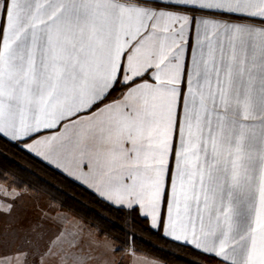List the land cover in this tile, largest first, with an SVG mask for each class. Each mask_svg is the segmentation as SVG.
Segmentation results:
<instances>
[{
    "label": "snow or ice",
    "instance_id": "snow-or-ice-1",
    "mask_svg": "<svg viewBox=\"0 0 264 264\" xmlns=\"http://www.w3.org/2000/svg\"><path fill=\"white\" fill-rule=\"evenodd\" d=\"M0 141L205 262L264 264V0H0ZM19 186L0 264H120Z\"/></svg>",
    "mask_w": 264,
    "mask_h": 264
},
{
    "label": "trees",
    "instance_id": "trees-1",
    "mask_svg": "<svg viewBox=\"0 0 264 264\" xmlns=\"http://www.w3.org/2000/svg\"><path fill=\"white\" fill-rule=\"evenodd\" d=\"M0 173L19 182L18 189L41 190L52 202L84 220L94 230H101L124 249L153 257L161 264L205 262L188 246H180L164 237L159 229L151 228L147 219L128 209L117 210L102 201L91 190L44 163L25 149L0 141ZM129 234H133L130 236Z\"/></svg>",
    "mask_w": 264,
    "mask_h": 264
},
{
    "label": "rangeland",
    "instance_id": "rangeland-1",
    "mask_svg": "<svg viewBox=\"0 0 264 264\" xmlns=\"http://www.w3.org/2000/svg\"><path fill=\"white\" fill-rule=\"evenodd\" d=\"M18 191H22L25 193V200L28 204H32L33 202H39V204H47L49 202H52L50 200V198L41 190H29V189H17ZM57 205V204H56ZM58 206V205H57ZM63 210V209H62ZM65 213H67L69 215V217H74L76 221H79V223L83 226H86V228H91L89 226V224H87L84 220L80 219L78 216H76L75 214H73L72 212H68L66 210H63ZM91 230L93 232H95L92 228ZM129 251L124 252L123 254H116L115 255V260L119 261L120 264H129L130 261V256H129ZM137 257L146 259L150 262H152V264H156L155 262L157 260H150V258H146L147 255H142V254H137L135 253ZM149 257V256H147ZM152 259V258H151ZM155 261V262H154ZM159 261V260H158ZM158 264V262H157Z\"/></svg>",
    "mask_w": 264,
    "mask_h": 264
},
{
    "label": "crops",
    "instance_id": "crops-1",
    "mask_svg": "<svg viewBox=\"0 0 264 264\" xmlns=\"http://www.w3.org/2000/svg\"><path fill=\"white\" fill-rule=\"evenodd\" d=\"M26 150V149H25ZM27 151V150H26ZM34 155V154H33ZM35 156V155H34ZM37 158H39V157H37ZM40 159V158H39ZM41 160V159H40ZM44 163H46V164H48L46 161H43ZM49 165V164H48ZM50 166H52L53 168H55V166H53V165H50ZM171 166V165H170ZM57 170H59V169H57ZM60 172H61V170H59ZM66 175V174H65ZM72 179V178H71ZM74 180V179H73ZM76 181V180H75ZM76 182H78V183H80L81 184V182H79V181H76ZM83 186H85V185H83ZM86 187V186H85ZM87 188V187H86ZM89 190H91V189H89ZM92 191V190H91ZM93 192V191H92ZM147 219V221H148V223H149V225H150V220L148 219V218H146ZM161 231V230H160ZM162 233V232H161ZM165 237V236H164ZM166 238H168V239H170L169 237H166ZM171 240V239H170ZM174 242H176V241H174ZM177 243H180V242H177ZM191 247V246H190ZM146 258H150V260H157V259H155V258H153V257H147L146 256ZM152 258V259H151ZM155 262V261H154ZM157 262H158V264H161V262L160 261H156L155 263L157 264Z\"/></svg>",
    "mask_w": 264,
    "mask_h": 264
}]
</instances>
